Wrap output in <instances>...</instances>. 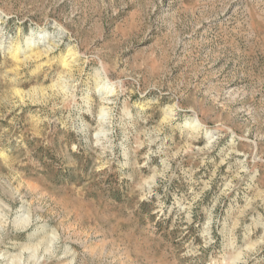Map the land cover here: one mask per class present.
Returning <instances> with one entry per match:
<instances>
[{
    "label": "rangeland",
    "instance_id": "374dc122",
    "mask_svg": "<svg viewBox=\"0 0 264 264\" xmlns=\"http://www.w3.org/2000/svg\"><path fill=\"white\" fill-rule=\"evenodd\" d=\"M0 264H264V0H0Z\"/></svg>",
    "mask_w": 264,
    "mask_h": 264
}]
</instances>
